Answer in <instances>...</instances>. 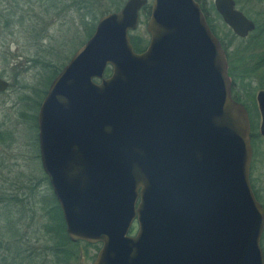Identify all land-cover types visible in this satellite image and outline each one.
<instances>
[{
	"label": "water",
	"instance_id": "obj_1",
	"mask_svg": "<svg viewBox=\"0 0 264 264\" xmlns=\"http://www.w3.org/2000/svg\"><path fill=\"white\" fill-rule=\"evenodd\" d=\"M148 3L99 17L40 105L41 166L66 234L101 243L92 264H264L249 116L223 46L196 0H152L136 52ZM213 4L237 36L254 30L234 0ZM256 101L264 137V90Z\"/></svg>",
	"mask_w": 264,
	"mask_h": 264
},
{
	"label": "rangeland",
	"instance_id": "obj_2",
	"mask_svg": "<svg viewBox=\"0 0 264 264\" xmlns=\"http://www.w3.org/2000/svg\"><path fill=\"white\" fill-rule=\"evenodd\" d=\"M125 1L0 0V76L10 83L9 92L0 95L1 187L8 182L18 181L29 186L40 176L37 178H41L37 188L41 202L45 200L50 203L53 200L49 179L42 173L40 161L35 158L38 138L34 112L54 76L91 36L87 34L89 24L94 23L95 27L99 17L119 10ZM213 1L204 0L206 7L209 8L210 4L214 6ZM234 1L236 8L255 23L254 30L246 37L234 34L213 10L210 15L216 34L223 42L220 41L228 74L234 81L235 96L258 109L256 94L264 90V63H260L264 60V0ZM148 16L146 10L140 12L138 26L130 32L131 36L149 39L146 31ZM259 124L260 115L257 133L253 137L250 182L264 204V137L259 133ZM48 203L46 210L45 207L41 210L42 215L37 209L35 222L31 226L26 215L23 224L19 223L17 238L21 239V243L17 247L13 240L17 234L12 232V225L6 223L3 226L1 221L4 218H0V264H92L101 243L71 241L66 234L65 223L64 230L62 225L57 227L58 219L49 223L51 212ZM44 204L38 206L37 200L35 207ZM135 230L136 227L130 232L134 233ZM7 243L9 252L5 246ZM34 244L40 248L39 257L36 251L31 254L26 252L28 248H34ZM261 247L264 252V231ZM21 251L26 254L25 260Z\"/></svg>",
	"mask_w": 264,
	"mask_h": 264
},
{
	"label": "flooded vegetation",
	"instance_id": "obj_3",
	"mask_svg": "<svg viewBox=\"0 0 264 264\" xmlns=\"http://www.w3.org/2000/svg\"><path fill=\"white\" fill-rule=\"evenodd\" d=\"M200 5V4H199ZM148 6L149 7V11L147 12L148 15H150V3H148L147 5L143 6L140 10L143 11L145 9V7ZM203 11V10H202ZM204 13V12H203ZM205 15V14H204ZM139 16H140V13H139ZM206 17V16H205ZM148 19H149V16H148ZM207 20V18H206ZM139 22V21H138ZM208 22V21H207ZM209 24V23H208ZM134 31V30H133ZM131 38V37H130ZM148 42H149V39H148ZM148 42H147V45H148ZM146 45V47H147ZM133 46V45H132ZM145 47V48H146ZM144 48V49H145ZM134 49V48H133ZM143 49V50H144ZM142 50V51H143ZM137 52V51H136ZM141 52V51H139ZM58 74V73H57ZM56 74V75H57ZM55 75V76H56ZM230 75V73H229ZM54 76V78H55ZM231 77V75H230ZM53 78V79H54ZM0 79L4 80L7 82V85L6 87L0 89V95L1 94H4V93H7L9 92V86H10V83L9 81H7L5 78L1 77L0 76ZM52 79V80H53ZM231 79V78H230ZM232 80V79H231ZM52 82V81H51ZM51 82L49 83V86L51 84ZM232 86H231V89H232V96L234 95L235 92V89H233V85H234V81L232 80ZM48 86V88H49ZM48 89L46 90V92L44 94H42L38 104H37V110L34 112L35 116H34V127L36 128V133H37V138H38V112H39V108H40V105L43 101V99L45 98L46 96V93H47ZM234 97V96H233ZM242 103V102H241ZM259 112V110H258ZM260 115V114H259ZM37 143H38V139H37ZM252 149H253V146H252ZM35 158H38V161H40V167L42 169V166H41V159H40V151H39V143H38V154H37V157L35 155ZM42 173H44L43 169H42ZM45 174V173H44ZM46 178H47V175L45 174ZM40 177V176H38ZM38 177H36V179L33 180L32 182V185H29V186H25V182L24 184L21 183L20 181L18 182H8L7 185L5 187H1L0 188V210L2 212H0V214H2L3 216H1L0 218H4L3 220L4 221H1L2 222V225L4 226L6 223L8 224H11L12 225V232L14 234H17L16 237L13 239L14 241H16L17 246H19V244L21 243V239L17 238V236L19 235V223H22L23 224V221H24V217L25 215L29 218V221H28V225L31 226L32 223L35 222V216H36V213H37V209L40 210V214L42 213L41 210L44 208L46 210V204L48 203L47 201H43V203H45L44 205H42L41 207L37 208L35 207L36 203H37V200L39 202V205L40 204H43L41 201L42 199H40V191H38L39 189L37 188V184L39 182L40 179H37ZM3 182V181H2ZM6 182V181H5ZM51 196L53 198V200L50 201L49 206H50V215H49V223H52L53 222H56V220L54 219L53 215H54V212L53 209L55 208L56 206V202H57V199L53 193V191L51 192ZM42 215V214H41ZM15 216V217H14ZM46 217V216H45ZM32 219V220H31ZM4 222V224H3ZM136 227V230L134 233H131L129 231V234L130 235H134L137 231V220L136 218L133 220V223H132V226L130 228L131 229H134ZM52 228V227H51ZM24 231V230H23ZM47 231H45L46 233ZM52 232V231H51ZM52 234V233H50ZM6 246V250L9 252V249H10V246L8 245V243L5 245ZM34 248H28V250H26V252L28 251V253H33L35 252L37 254V256L39 257L40 256V248L34 244L33 246ZM20 253L23 254V259L25 260L26 258V254L21 251ZM35 254V255H36ZM34 255V256H35ZM28 256V255H27ZM29 258V257H28ZM40 261V259H39Z\"/></svg>",
	"mask_w": 264,
	"mask_h": 264
},
{
	"label": "trees",
	"instance_id": "obj_4",
	"mask_svg": "<svg viewBox=\"0 0 264 264\" xmlns=\"http://www.w3.org/2000/svg\"><path fill=\"white\" fill-rule=\"evenodd\" d=\"M196 1L200 4V7L203 10V12H204V14H205V16L207 18V21L209 23V26H210L212 32L217 36V34H216V28H215V25H214V22H213V18L211 17L212 15H210V11L213 10L214 13L219 18H221L220 15L217 13V11L215 10V8H214V6L212 4H210V7L208 8V7H206V3L204 2V0H196ZM144 10H146L148 12L149 11V7L146 6ZM87 29H88L87 34H88V36H90L92 34L93 30H94V23L89 24V27ZM130 37H131V43H132L133 48H134L135 51H137V52L142 51L146 47L147 42H148L147 39H144L141 36H134V35H132V36L130 35ZM224 47L226 48L225 45H224ZM260 63H264V60H261ZM110 71H111L110 68L107 67L106 70H105V75H109L110 74ZM233 96H234V98L236 100L242 102L244 104V106L246 107V109H247L248 116H249V122H250L251 145L253 146V143H254L253 142L254 141V138L253 137L257 133L256 131H257L258 117H259L258 109L255 107V105H250V104L245 103V101L244 100H241L237 95L235 96V93H234ZM253 191H254V194H255L256 198L259 200L260 199L259 198V192L256 189H253ZM53 212H54V215H53L54 219H58V221H57V227H58V225H62V230H64L63 216H62V212H61V209H60V206H59L58 202H56V206L53 209ZM64 236H65V234H64ZM68 241H69V239L66 238V242H68Z\"/></svg>",
	"mask_w": 264,
	"mask_h": 264
}]
</instances>
